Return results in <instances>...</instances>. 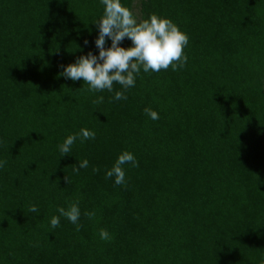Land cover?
Segmentation results:
<instances>
[{
  "label": "trees",
  "instance_id": "16d2710c",
  "mask_svg": "<svg viewBox=\"0 0 264 264\" xmlns=\"http://www.w3.org/2000/svg\"><path fill=\"white\" fill-rule=\"evenodd\" d=\"M122 3L138 21L156 14L178 25L188 60L141 72L114 101L119 84L89 92L61 75L97 51L99 0H0V264H260L264 0ZM81 128L95 139L61 157L57 145ZM122 151L138 165H124L125 184L115 185L104 171ZM82 159L89 167L74 172ZM76 201L80 230L63 217L51 229L57 207Z\"/></svg>",
  "mask_w": 264,
  "mask_h": 264
},
{
  "label": "clouds",
  "instance_id": "9594fccd",
  "mask_svg": "<svg viewBox=\"0 0 264 264\" xmlns=\"http://www.w3.org/2000/svg\"><path fill=\"white\" fill-rule=\"evenodd\" d=\"M99 3L103 12L93 22L97 33L92 41L97 51L94 53L88 50L74 62L62 65L61 75L64 78L72 81L82 80L88 85L89 92L107 90L111 93L114 83L119 84L122 91H115L112 100L120 101L127 99L125 92L135 87L136 79L141 72H159L169 67L173 71H178L184 68L188 60L184 49L189 43V38L172 20L149 14L138 21L131 7L122 3V0H99ZM126 38L131 44L129 47H122L121 44ZM88 43L89 41L85 39L83 44L78 46L82 53ZM102 101L103 97L98 96L97 102ZM144 113L152 120L159 119L158 113L150 108H145ZM90 139H95V132L81 128L78 133L67 135L57 148L63 157L69 155L77 140L83 143ZM4 164L5 161L0 160V168H3ZM126 164L133 167L138 165L135 155L130 151L118 154L111 168L105 169V178L112 179L115 185H124ZM88 167L89 161L82 159L77 161L73 171L78 173ZM92 170L99 171L95 167ZM29 210L39 214L36 205H32ZM56 212L58 215H53L49 220L51 229L58 228L63 217L72 223L77 231L80 230L81 210L78 201L70 204L67 209L57 207ZM84 215L91 217L93 213L86 212ZM99 238L109 241L111 236L106 229H100ZM260 264H264V259Z\"/></svg>",
  "mask_w": 264,
  "mask_h": 264
}]
</instances>
